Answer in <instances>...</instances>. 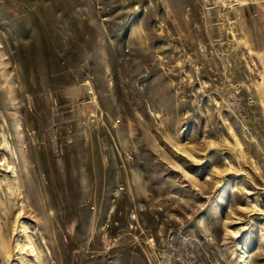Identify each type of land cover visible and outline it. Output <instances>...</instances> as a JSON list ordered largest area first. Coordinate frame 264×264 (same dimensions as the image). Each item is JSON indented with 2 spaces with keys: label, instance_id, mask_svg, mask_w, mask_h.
Wrapping results in <instances>:
<instances>
[{
  "label": "rangeland",
  "instance_id": "374dc122",
  "mask_svg": "<svg viewBox=\"0 0 264 264\" xmlns=\"http://www.w3.org/2000/svg\"><path fill=\"white\" fill-rule=\"evenodd\" d=\"M0 264H264V0H0Z\"/></svg>",
  "mask_w": 264,
  "mask_h": 264
}]
</instances>
